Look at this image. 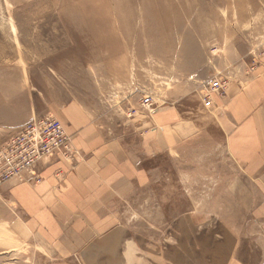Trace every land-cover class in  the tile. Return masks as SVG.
I'll return each instance as SVG.
<instances>
[{"label": "rangeland", "instance_id": "1", "mask_svg": "<svg viewBox=\"0 0 264 264\" xmlns=\"http://www.w3.org/2000/svg\"><path fill=\"white\" fill-rule=\"evenodd\" d=\"M263 55L264 0H0L1 91L29 92L57 120L79 104L134 153L144 141L149 182L113 207L111 226L137 235L144 264L168 257L153 245L191 247L193 258L226 247L220 232L238 218L231 185L251 184L224 151L219 103ZM39 253L0 226V264H45Z\"/></svg>", "mask_w": 264, "mask_h": 264}, {"label": "crops", "instance_id": "2", "mask_svg": "<svg viewBox=\"0 0 264 264\" xmlns=\"http://www.w3.org/2000/svg\"><path fill=\"white\" fill-rule=\"evenodd\" d=\"M4 90L0 89V132L10 135L32 117L42 116L29 92L24 98L20 89ZM219 104L224 109L218 119L225 132L224 151L251 185L242 192L239 185H231L238 218L220 232L227 238L226 247L215 249L212 256V248L200 246L194 258L191 247H148L152 254L168 255L160 264H264V55L259 69L231 85ZM56 114L71 137L75 161L41 164L38 184L4 185L0 226L40 252L39 259L45 264H68L57 260L72 256H79V264H144V244L130 246L137 235L111 228L113 207L149 182L143 165L144 141L138 145L139 153H134L119 139L106 140L76 103ZM144 134L149 136V132ZM154 142L159 146L157 139ZM242 218L247 224H240Z\"/></svg>", "mask_w": 264, "mask_h": 264}, {"label": "built area", "instance_id": "3", "mask_svg": "<svg viewBox=\"0 0 264 264\" xmlns=\"http://www.w3.org/2000/svg\"><path fill=\"white\" fill-rule=\"evenodd\" d=\"M151 102L147 95L142 105L149 106ZM76 154L71 137L54 116L32 117L0 142V193L6 184H38L41 164L70 161Z\"/></svg>", "mask_w": 264, "mask_h": 264}]
</instances>
